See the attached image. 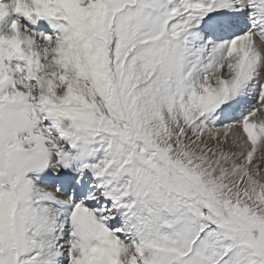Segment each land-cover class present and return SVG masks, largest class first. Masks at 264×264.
<instances>
[{
    "label": "snow or ice",
    "instance_id": "6c2138e0",
    "mask_svg": "<svg viewBox=\"0 0 264 264\" xmlns=\"http://www.w3.org/2000/svg\"><path fill=\"white\" fill-rule=\"evenodd\" d=\"M0 264H264V0H0Z\"/></svg>",
    "mask_w": 264,
    "mask_h": 264
}]
</instances>
